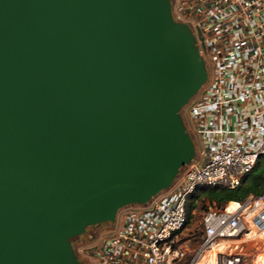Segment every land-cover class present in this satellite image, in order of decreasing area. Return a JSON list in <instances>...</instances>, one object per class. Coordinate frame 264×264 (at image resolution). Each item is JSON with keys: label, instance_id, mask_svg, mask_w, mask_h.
Returning a JSON list of instances; mask_svg holds the SVG:
<instances>
[{"label": "water", "instance_id": "obj_1", "mask_svg": "<svg viewBox=\"0 0 264 264\" xmlns=\"http://www.w3.org/2000/svg\"><path fill=\"white\" fill-rule=\"evenodd\" d=\"M206 77L170 0H0V264H82L72 239L167 188Z\"/></svg>", "mask_w": 264, "mask_h": 264}, {"label": "built area", "instance_id": "obj_2", "mask_svg": "<svg viewBox=\"0 0 264 264\" xmlns=\"http://www.w3.org/2000/svg\"><path fill=\"white\" fill-rule=\"evenodd\" d=\"M170 9L192 31L207 70L182 107L195 154L167 188L119 213L114 231L86 251L93 264H196L215 246L214 264H246L239 236L264 228V193L249 194L204 210L195 245L178 237L194 192L234 188L264 160V0H170Z\"/></svg>", "mask_w": 264, "mask_h": 264}, {"label": "rangeland", "instance_id": "obj_3", "mask_svg": "<svg viewBox=\"0 0 264 264\" xmlns=\"http://www.w3.org/2000/svg\"><path fill=\"white\" fill-rule=\"evenodd\" d=\"M180 114L183 118V122L185 121L184 124L189 126V118L184 115L182 108L180 110ZM192 140L194 142V145H197L198 140L196 139L195 135L192 136ZM263 164L264 161H261L257 165H255V167L259 170L261 169ZM263 169L264 168H262V171ZM249 173L244 176L241 183L246 180ZM221 205V202L210 200L204 193H202V191L197 190L196 192H194V194L189 198L188 201V215L186 226L178 234V237H181V239L179 240L180 243L183 242L184 238L190 240V243H192L191 246L199 242L203 236L200 226V217L202 212L204 210H207L208 208H221ZM139 207H141V204L139 203H129L118 209L114 220L90 225L85 229L84 233L72 239V245L76 250L79 259L82 261V264H93V259H91V256H89L86 251L95 246L102 237L114 231V229L118 226L117 219L119 213H121L125 209H137ZM239 242L243 244V248L245 250L244 260L246 264H264V228L259 231H253L250 234H243L239 236ZM217 250L218 246H215L211 250H206L205 253H203V255L200 257L197 264H202L204 258L208 256H211L208 264H213L215 252H217Z\"/></svg>", "mask_w": 264, "mask_h": 264}, {"label": "trees", "instance_id": "obj_4", "mask_svg": "<svg viewBox=\"0 0 264 264\" xmlns=\"http://www.w3.org/2000/svg\"><path fill=\"white\" fill-rule=\"evenodd\" d=\"M261 161H264V160H260L259 162ZM262 168H264V164L259 170L256 167L253 168L252 171L247 175L246 180L234 188H227V187L220 186V185L205 186V187H202L200 191H202V193H204L210 200L221 202L222 207L229 200H242L246 198L249 194L257 196L259 194L264 193V169L262 171ZM187 210H188V204H187Z\"/></svg>", "mask_w": 264, "mask_h": 264}, {"label": "bare ground", "instance_id": "obj_5", "mask_svg": "<svg viewBox=\"0 0 264 264\" xmlns=\"http://www.w3.org/2000/svg\"><path fill=\"white\" fill-rule=\"evenodd\" d=\"M262 229V228H261ZM260 229V230H261ZM205 253V252H204ZM211 254V253H210ZM205 257V256H204ZM210 257L211 256H208V257H206V258H204V261H203V263L202 264H208V261H209V259H210ZM199 261V260H198ZM201 261V260H200ZM197 264V263H196ZM213 264H214V262H213Z\"/></svg>", "mask_w": 264, "mask_h": 264}, {"label": "flooded vegetation", "instance_id": "obj_6", "mask_svg": "<svg viewBox=\"0 0 264 264\" xmlns=\"http://www.w3.org/2000/svg\"><path fill=\"white\" fill-rule=\"evenodd\" d=\"M184 123H185V121H184ZM186 126V125H185Z\"/></svg>", "mask_w": 264, "mask_h": 264}]
</instances>
